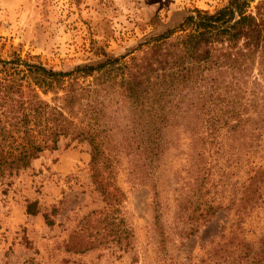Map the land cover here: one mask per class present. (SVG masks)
<instances>
[{
  "label": "trees",
  "instance_id": "16d2710c",
  "mask_svg": "<svg viewBox=\"0 0 264 264\" xmlns=\"http://www.w3.org/2000/svg\"><path fill=\"white\" fill-rule=\"evenodd\" d=\"M181 131L195 161L192 218L207 220L227 208L236 219L221 226L216 264H264V235L254 242L242 230L264 202V0L189 9L179 24L129 52L102 51L96 62L69 70L30 53L0 57V178L27 169L65 138L87 141L98 170L120 133L123 147H135L152 176L161 227L155 155L177 146ZM206 147H217V184L209 187ZM27 212H38L35 202Z\"/></svg>",
  "mask_w": 264,
  "mask_h": 264
},
{
  "label": "rangeland",
  "instance_id": "374dc122",
  "mask_svg": "<svg viewBox=\"0 0 264 264\" xmlns=\"http://www.w3.org/2000/svg\"><path fill=\"white\" fill-rule=\"evenodd\" d=\"M226 2L0 0V57L30 53L48 67L69 70L96 62L102 51L129 52L179 24L189 9L213 11ZM187 136L181 131L179 145L159 147L155 155L161 227L152 176L136 148L123 147L120 133L98 170L87 141L65 138L27 169L0 178V264H216L221 226L236 219L227 208L207 220L192 218L199 194L191 190L195 161ZM204 161L209 187L217 184V147H206ZM211 195L217 199V186ZM30 202L36 214L27 212ZM242 230L254 242L264 235V202Z\"/></svg>",
  "mask_w": 264,
  "mask_h": 264
}]
</instances>
